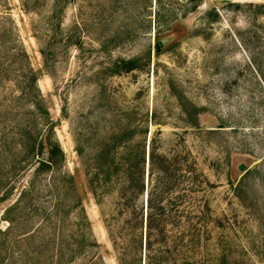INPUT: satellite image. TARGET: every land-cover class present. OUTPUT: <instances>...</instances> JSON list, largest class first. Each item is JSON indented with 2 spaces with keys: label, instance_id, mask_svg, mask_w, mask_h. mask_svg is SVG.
Segmentation results:
<instances>
[{
  "label": "rangeland",
  "instance_id": "rangeland-1",
  "mask_svg": "<svg viewBox=\"0 0 264 264\" xmlns=\"http://www.w3.org/2000/svg\"><path fill=\"white\" fill-rule=\"evenodd\" d=\"M250 2L264 0H0V228L34 169L26 131L38 146L51 117L97 243L73 264H121L109 227L118 185L94 194L86 161L110 148L123 169L130 149L113 135L149 125L161 152L180 151L188 177L206 181L168 225L170 243L181 241L169 264H264V169L242 178L264 166V147L234 128L254 125L256 69L264 75V8ZM28 248L16 239L0 264H25Z\"/></svg>",
  "mask_w": 264,
  "mask_h": 264
},
{
  "label": "trees",
  "instance_id": "trees-1",
  "mask_svg": "<svg viewBox=\"0 0 264 264\" xmlns=\"http://www.w3.org/2000/svg\"><path fill=\"white\" fill-rule=\"evenodd\" d=\"M250 4L264 8V2ZM57 13V10L52 11L49 21L54 22ZM125 68L130 70L132 65H125ZM256 70L257 88L251 97L258 108L250 115L255 123L249 127L240 125L234 128L250 130L254 137H258L257 144L264 147V75L259 68ZM28 79L33 84L37 82L32 68ZM192 106L186 112L190 116H198L200 108ZM222 126L227 125L224 123ZM149 131V125L128 124L121 135H113L114 144L125 143L130 149L128 156L121 158L125 164L123 169L117 165L116 156L107 155L110 148L105 156L96 154L86 161V174L94 194L113 189L114 183L118 185L115 190L116 211L109 227L114 244L120 250L121 264H169L176 261L181 241L170 243L168 225H180L182 203L187 196L194 200L195 195L204 190L206 182L202 172L196 171L188 177L192 169H183L180 151L174 150L171 156L161 152L159 138L153 136L149 139ZM43 132L37 146L38 136L32 135L30 130L26 131L31 140L27 152L34 169H31L32 174L19 196L4 210V220L9 224L5 229L0 228V251L16 239H21L29 245L23 253L25 264H73L86 253V249L97 243L92 240L90 221L75 176L65 169L66 154L51 117H48ZM138 133L141 137L134 142ZM76 150L85 158L83 142L78 143ZM261 169H264L263 164L252 167L242 178L247 179ZM242 188L243 184L236 186L238 196H241L239 192ZM145 194L146 204L142 199ZM36 220L39 221L36 223ZM16 231L21 234H15ZM58 243L61 247L54 251V245ZM95 258L91 263L101 264L95 262Z\"/></svg>",
  "mask_w": 264,
  "mask_h": 264
},
{
  "label": "water",
  "instance_id": "water-1",
  "mask_svg": "<svg viewBox=\"0 0 264 264\" xmlns=\"http://www.w3.org/2000/svg\"><path fill=\"white\" fill-rule=\"evenodd\" d=\"M245 166H246V165H245L244 163H242V164L240 165V169H241V170H244V169H245Z\"/></svg>",
  "mask_w": 264,
  "mask_h": 264
}]
</instances>
